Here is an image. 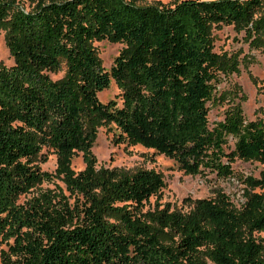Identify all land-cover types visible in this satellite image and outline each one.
Segmentation results:
<instances>
[{"label":"trees","instance_id":"obj_1","mask_svg":"<svg viewBox=\"0 0 264 264\" xmlns=\"http://www.w3.org/2000/svg\"><path fill=\"white\" fill-rule=\"evenodd\" d=\"M140 1L0 0L13 59L0 60V264H264V170L232 167L264 164V123L245 117L239 86L215 97L239 59L216 52L213 34L232 26L264 56V0ZM101 40L123 44L109 71ZM111 80L120 104L98 97ZM213 101L226 108L210 125ZM109 125L115 144L153 149L184 174L235 178L242 204L215 189L176 207L159 201V172L97 166L92 147ZM45 153L52 172L39 166ZM54 179L63 187L41 186Z\"/></svg>","mask_w":264,"mask_h":264},{"label":"rangeland","instance_id":"obj_2","mask_svg":"<svg viewBox=\"0 0 264 264\" xmlns=\"http://www.w3.org/2000/svg\"><path fill=\"white\" fill-rule=\"evenodd\" d=\"M160 1L169 3L171 0H141V3H152ZM215 36L214 50L216 52L226 51L238 54L239 72L231 73L227 76H220V80L215 84V97L221 93L235 91L240 87L239 96L245 98L241 101L243 113L248 120L261 118L264 123V56L257 50L249 49L247 44L242 42V33H237L232 26H222L214 29ZM97 54L101 59L102 67L109 71L114 58L123 47L122 43L109 42L107 40L95 41L93 43ZM0 60L6 65L13 64V59L9 54L5 43L4 31L0 30ZM60 74L51 75L58 78ZM119 89L111 80L107 89L98 92L101 102H107L117 98ZM208 120L210 125L222 119L226 103L208 102ZM113 125L99 127L97 139L92 147V152L97 159V166L119 167L124 169H153L159 172L164 180V187L160 191L159 201L168 202L176 207L182 206V200L186 197L191 199L211 197L215 189H220L229 200L240 206L243 202V185L235 178H217L214 174L187 175L179 170L177 164L170 158L155 153L153 149L145 148L141 145L115 144L112 141L115 133ZM55 155L45 153V159L39 162L42 171L52 172L55 168ZM71 166L75 171L84 167L81 155L73 157ZM235 172L243 175L257 177L264 164L257 161L236 160L233 165ZM55 185L63 187V183L58 179L51 182H43L42 187L53 188ZM29 194L20 197V201L28 197ZM155 197H151L149 205H152ZM259 238H264V232L256 233ZM4 243L0 242V249L4 248ZM264 257V251H263Z\"/></svg>","mask_w":264,"mask_h":264}]
</instances>
